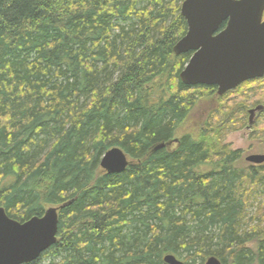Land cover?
<instances>
[{"label": "trees", "instance_id": "1", "mask_svg": "<svg viewBox=\"0 0 264 264\" xmlns=\"http://www.w3.org/2000/svg\"><path fill=\"white\" fill-rule=\"evenodd\" d=\"M183 2L0 0V207L23 223L70 202L28 264H264V164L222 142L241 107L264 103V78L230 91L242 103L201 135L180 133L217 93L180 78ZM114 147L124 172L100 166Z\"/></svg>", "mask_w": 264, "mask_h": 264}, {"label": "water", "instance_id": "2", "mask_svg": "<svg viewBox=\"0 0 264 264\" xmlns=\"http://www.w3.org/2000/svg\"><path fill=\"white\" fill-rule=\"evenodd\" d=\"M181 14L188 31L174 51L177 55L193 52L180 73L184 84L216 86L218 94L224 95L246 81L264 77V0H185ZM262 109L260 106L250 113ZM246 160L262 164L264 154L250 155ZM129 165L128 155L120 147L108 150L100 163L108 173L124 172ZM69 203L50 207L43 216L23 223L0 207V264L31 263L53 246L58 239L59 211ZM164 260L184 264L173 254ZM204 264L223 262L210 256Z\"/></svg>", "mask_w": 264, "mask_h": 264}, {"label": "rangeland", "instance_id": "3", "mask_svg": "<svg viewBox=\"0 0 264 264\" xmlns=\"http://www.w3.org/2000/svg\"><path fill=\"white\" fill-rule=\"evenodd\" d=\"M261 88L264 90V87ZM225 95H228V97L224 100L221 98L222 96L218 95V93L202 98L191 109L180 133L191 132L194 135H201V128L208 124L209 120L213 126L215 125V122H217L216 120L218 117L221 118L216 115L219 114L218 109L219 107H222V104L230 106L234 103H242V101H240L241 97L237 95L229 94V92ZM257 95L258 94L254 93L251 97L256 98ZM259 106L263 107V111L259 110L254 114L250 113V110L256 109ZM239 110L240 113L237 114L238 117L235 120V124L227 128L226 132H224L225 134L222 136V142L224 145H228L232 150H241L243 152L240 165L245 166L248 164V161L246 160L248 156L264 154V103L257 102L254 106H247L245 109L241 107ZM171 146H173V148L177 147L174 143H172ZM251 211L255 212L256 208H252Z\"/></svg>", "mask_w": 264, "mask_h": 264}, {"label": "flooded vegetation", "instance_id": "4", "mask_svg": "<svg viewBox=\"0 0 264 264\" xmlns=\"http://www.w3.org/2000/svg\"><path fill=\"white\" fill-rule=\"evenodd\" d=\"M260 107V106H259ZM262 107V106H261ZM261 111H263V109L261 110Z\"/></svg>", "mask_w": 264, "mask_h": 264}, {"label": "bare ground", "instance_id": "5", "mask_svg": "<svg viewBox=\"0 0 264 264\" xmlns=\"http://www.w3.org/2000/svg\"><path fill=\"white\" fill-rule=\"evenodd\" d=\"M249 86V85H248ZM230 92V91H229ZM243 93V92H242Z\"/></svg>", "mask_w": 264, "mask_h": 264}]
</instances>
